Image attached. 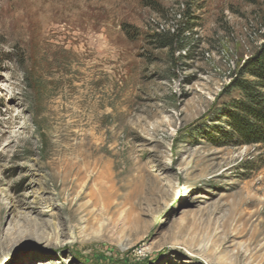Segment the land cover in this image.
<instances>
[{
    "label": "rangeland",
    "instance_id": "obj_1",
    "mask_svg": "<svg viewBox=\"0 0 264 264\" xmlns=\"http://www.w3.org/2000/svg\"><path fill=\"white\" fill-rule=\"evenodd\" d=\"M262 43L264 0H0V264H264Z\"/></svg>",
    "mask_w": 264,
    "mask_h": 264
},
{
    "label": "trees",
    "instance_id": "obj_2",
    "mask_svg": "<svg viewBox=\"0 0 264 264\" xmlns=\"http://www.w3.org/2000/svg\"><path fill=\"white\" fill-rule=\"evenodd\" d=\"M241 70L233 84L240 97L232 107V128L249 144H264V43Z\"/></svg>",
    "mask_w": 264,
    "mask_h": 264
}]
</instances>
